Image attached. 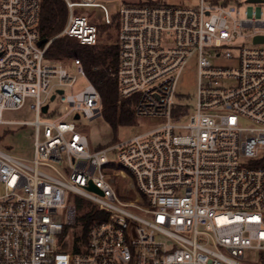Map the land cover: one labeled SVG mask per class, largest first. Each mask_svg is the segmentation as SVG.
<instances>
[{"label": "built area", "instance_id": "2783aa9c", "mask_svg": "<svg viewBox=\"0 0 264 264\" xmlns=\"http://www.w3.org/2000/svg\"><path fill=\"white\" fill-rule=\"evenodd\" d=\"M64 1V28L40 44L42 0H0V124L35 128L31 157L0 147V264H264V0ZM110 28L119 95L157 126L93 149L81 119L102 115L101 93L80 58L87 84L68 92L77 75L46 52ZM191 64L194 107L177 100ZM24 107L34 120L4 118Z\"/></svg>", "mask_w": 264, "mask_h": 264}, {"label": "trees", "instance_id": "16d2710c", "mask_svg": "<svg viewBox=\"0 0 264 264\" xmlns=\"http://www.w3.org/2000/svg\"><path fill=\"white\" fill-rule=\"evenodd\" d=\"M68 9L64 0H42L39 29L41 37L47 40L62 31L66 24ZM107 30V29H106ZM46 57L55 60L80 58L89 79L95 84L102 96V116L114 131L120 126L137 124L134 105L137 97L121 98L119 95L118 78L116 71L119 64V45L117 35L115 40L104 42L99 38L95 45L81 44L78 38L68 35L59 36L50 43ZM187 105L177 106L175 112L187 110ZM257 165L264 166V156L256 161ZM97 211L88 210L81 214L84 222L81 237L87 239V232ZM78 250V246H76Z\"/></svg>", "mask_w": 264, "mask_h": 264}, {"label": "rangeland", "instance_id": "374dc122", "mask_svg": "<svg viewBox=\"0 0 264 264\" xmlns=\"http://www.w3.org/2000/svg\"><path fill=\"white\" fill-rule=\"evenodd\" d=\"M168 4H176V5H184L188 7L198 6L200 0H163ZM232 3H241L242 10H245L250 6L246 0H229ZM261 7L262 17L264 18V2L259 5H254L253 9L256 7ZM60 33V32H59ZM58 33V34H59ZM57 35V34H56ZM116 29L110 28L107 30H103L100 33L99 38L104 42L109 39H116ZM64 65H67L69 70L77 75V80L72 87H67L68 92H78L83 89L87 84V80L84 76L78 73L77 68L72 65V59H64L61 60ZM197 91V73L194 65H190L185 69L182 73L181 78L178 83V101L181 102L183 94H190L192 97L191 104L193 107L195 105ZM67 103L61 102L60 99H56L50 103L52 109L56 108L61 112H65V107ZM47 116L43 115L42 118H46ZM4 118L7 120L14 121H31L35 119V113L28 110L27 107L21 108L19 110H8L4 112ZM81 123L83 124V130L89 138L91 147L93 149L98 146L108 145L116 140H125L130 137L135 136L136 134L142 132L143 130H147L152 128L154 125L151 120H137V124L128 125V126H120L118 130L114 131L111 125L105 121L103 116H98L94 119H87L83 117L81 119ZM150 126L149 128H146ZM34 132L35 128L31 124H0V147L14 152L19 155L31 157L34 152ZM88 206L92 209L96 208L93 204L88 202Z\"/></svg>", "mask_w": 264, "mask_h": 264}, {"label": "water", "instance_id": "95a60500", "mask_svg": "<svg viewBox=\"0 0 264 264\" xmlns=\"http://www.w3.org/2000/svg\"><path fill=\"white\" fill-rule=\"evenodd\" d=\"M250 1H261V0H250ZM255 40H256V41H264V35H258V36H256V39H255ZM46 41H47L46 38H42V39L40 40L39 43H40V44H43V43H45ZM59 92L62 93L63 90L60 89ZM53 98H54V96H53ZM47 108H48V105L44 106V107H43V110L46 111ZM77 117H79V116L77 115ZM92 188L95 189V190H97V191H99V192H101V190L98 189V188H97L96 186H94V185H92Z\"/></svg>", "mask_w": 264, "mask_h": 264}]
</instances>
